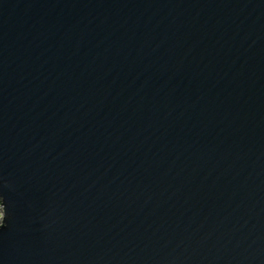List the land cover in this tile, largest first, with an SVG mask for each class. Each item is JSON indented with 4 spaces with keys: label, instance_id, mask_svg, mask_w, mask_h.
<instances>
[{
    "label": "water",
    "instance_id": "obj_1",
    "mask_svg": "<svg viewBox=\"0 0 264 264\" xmlns=\"http://www.w3.org/2000/svg\"><path fill=\"white\" fill-rule=\"evenodd\" d=\"M0 264H264V0H0Z\"/></svg>",
    "mask_w": 264,
    "mask_h": 264
},
{
    "label": "rangeland",
    "instance_id": "obj_2",
    "mask_svg": "<svg viewBox=\"0 0 264 264\" xmlns=\"http://www.w3.org/2000/svg\"><path fill=\"white\" fill-rule=\"evenodd\" d=\"M2 216V211H1V209H0V217Z\"/></svg>",
    "mask_w": 264,
    "mask_h": 264
}]
</instances>
